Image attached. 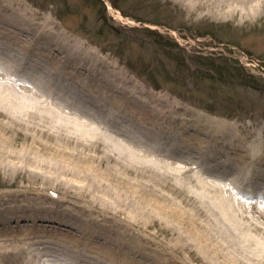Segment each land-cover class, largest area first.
I'll return each instance as SVG.
<instances>
[{
    "label": "rangeland",
    "instance_id": "374dc122",
    "mask_svg": "<svg viewBox=\"0 0 264 264\" xmlns=\"http://www.w3.org/2000/svg\"><path fill=\"white\" fill-rule=\"evenodd\" d=\"M70 1L72 2V0ZM73 1L76 2V12L67 11L64 13V18L56 17L54 14L55 5L49 4L46 0H0V6L4 8V5H6L5 7L10 8L17 15L28 17V20L31 19L35 27L42 31L47 32V29H49L57 34L59 27H63L71 43L85 50H96L100 53L110 71L118 74L121 72L120 74L125 75V79L129 80V83L144 84L153 89L152 92L159 91L170 100H176L175 102L193 120L198 119L203 122L218 124V126L228 124L238 137V142L245 144V146L251 144L250 142L264 144V91L245 90L239 86H225L223 91H218L221 92L220 94L211 91L208 79L193 78L191 76L193 75L191 73L193 66L186 58V54L192 53L227 54L244 65L248 71L264 77V0H252L244 4L238 1L229 2L224 0H125L122 1V7L129 13L128 16L122 14L120 8L112 7L106 1L105 15L109 17L107 22L118 31V34L112 30L101 32L98 37L93 36L96 40L80 34L79 30L76 29L82 26L90 33L97 30V27L94 28V26H97V21L101 19L100 17L96 19L97 8L89 0ZM62 10L64 11V9ZM135 15L143 19L161 21L162 24H154L149 21L141 22L139 19L137 20ZM155 16L157 17L155 18ZM164 20H167L168 24H163ZM171 24L179 26L176 28L170 27ZM210 24L217 25L218 31L214 30L216 36L206 34L193 37L189 33L194 32V30L187 28L203 30ZM142 25L152 27L165 34L168 41L177 42L180 47L184 48V51H181L177 47L179 48L178 53L182 56L177 54V59H172L162 53L159 48L151 44L152 42L145 35V32L134 30L141 28ZM47 33L50 34L51 32ZM18 35L19 38L17 39L20 45L18 44V47L13 51L16 54L20 52L22 45L27 44V40L31 41L26 35L23 36L20 33ZM0 40L1 92L4 94L16 93L20 96L33 98L27 100L32 105L34 113L24 116L23 120L28 126L33 123H41V128L45 132L39 135L46 142V148L43 150L47 152V155L42 153L35 156V151H31L35 156L34 159H36L34 165L10 164L12 162H8L7 157L0 156V203L9 202L13 198L26 200L16 205L20 206L23 211L33 208L36 215L47 213V200L62 203L61 206L65 205L78 209L81 206L80 204L93 198V202L98 206H108L110 202L105 196H101L100 192H94L93 184L92 187L90 186L92 181H103L104 177L102 175H96L95 179L92 178L93 180H78L72 174H63L58 171L57 164L61 162L59 160L67 157L68 152L67 149L61 153L52 150L50 147L47 148V145H50L56 139L67 142L71 147L77 144L76 146L79 149H81L80 140L82 139L90 150L97 148L103 154L105 160L101 165L103 173L113 164L108 155L122 153L119 143L125 149L145 152L143 160L146 161L140 167L141 176L147 179H156L159 182L164 181L166 188H162L163 191L168 195H173L177 202L180 201V196L174 191V186L180 187L184 191V195L196 196L199 201L202 199L199 194L200 183H224L226 179L234 183H240L242 170L231 159V163L227 166L215 167L217 169L212 170L204 168L216 166L214 165L216 159L210 156L208 158L201 154L202 152H211L215 156L219 153L225 155L218 146L212 147L210 145L209 138H204L206 141L204 147L202 144V147L193 146L191 149H188V142L190 141L187 142L185 137L180 136L179 139L174 140L172 137L163 139L164 136L158 135V142L165 144L168 148L163 146V148L154 147L147 144L133 132L128 131V129H135V125L132 127V123L122 122L123 117L118 116L116 123L111 122L100 114L101 108H94L93 106L84 108L76 104L65 103L62 99L60 100L56 93L35 87L33 79L30 77L33 76L30 70L27 74L12 70L14 62L12 58L8 61V54L2 52L1 48V45L7 46L4 42L6 38ZM94 41H101L102 45L108 46L112 51L100 50V44L96 46L93 44L96 43ZM32 58L33 61L29 59L30 64L28 66L32 65L33 68H36L35 64L37 62L34 61V56ZM128 61H131L132 65L139 70L142 69L145 63L155 64L160 70L158 74L151 77H154L152 79L159 84V87L155 89L145 75L138 76L128 68L125 64ZM37 66L40 68L35 71H39L41 68L44 69L43 65ZM43 69L40 73L45 76ZM169 76L174 77L173 82L168 81L167 77ZM70 84L74 85L72 82ZM28 103L25 104L28 105ZM95 104L100 105L99 102ZM207 104L214 108V113L203 108ZM0 105L2 107L0 109H3L6 105L5 99L0 98ZM223 113L231 115L225 116ZM0 118L7 122L5 117L0 116ZM52 121L63 122V127L60 129L53 128ZM11 123H14L15 128L9 129L10 132L6 133L9 140H11V143L8 144L9 149L11 152L18 154L26 152L28 144H30V136L26 134H32L33 128L31 126L27 127L20 120ZM79 123H91L97 127L96 132L89 136L92 141L86 142L87 134L85 135L84 132L77 129ZM169 141L171 143L167 145ZM213 149L217 151L212 152ZM82 150L88 151L86 147H83ZM254 150L260 158H264V148H254L250 150L251 153ZM235 153L230 151L227 152V155H230L228 157L232 159H235V156L244 155V151L239 154ZM155 158L160 163L165 164L167 162L176 167L155 165ZM120 159L123 162L132 161L130 156L126 154ZM19 160H17V163ZM95 162L97 161L95 160ZM256 162L255 165L263 163L260 159ZM72 164L76 166L84 165V163H78L77 161ZM12 165H15V167H12ZM32 166L37 170L39 169V171L33 172L30 170ZM132 168L136 167L132 166ZM179 169H185L184 173L179 175L175 173L174 175L173 171ZM247 169L253 170L251 166ZM249 184L251 186H248L247 190L237 188L235 198L237 202L234 204L245 208L247 206L248 215L264 221V194L260 197L257 194L260 192L259 186L254 187L252 183ZM259 185L264 184L260 183ZM237 187H239V184H237ZM243 193L251 194V197ZM27 196L28 198H26ZM10 203H12L10 206H3L5 210L14 207V203ZM59 203L54 204V207L59 209ZM110 221L112 223V220ZM16 223L14 224L17 225ZM105 225L108 227L107 224ZM10 226L14 225L11 224ZM110 228L111 231L112 227ZM134 229V231H131V237L135 242L130 243V245L138 248L139 252L131 250L122 255L110 253L107 248L113 247L111 243L95 241L93 238L84 237L83 239L76 231L71 232L69 227L62 226V228L55 227V230L58 233L59 231L69 230L70 239L75 242V245H72L77 246V249L74 248L75 250H73L70 247L64 248L63 246L47 248L49 245L47 242L35 243L34 239H24L19 242L20 245L15 241L16 245H5L6 248H3V245L0 246V264H93L90 263L91 257L95 258L100 264H218L215 255L208 254L207 249L195 245L196 243L190 242L181 251L171 253L165 247H162L167 241L169 242L172 235L170 234L171 222L164 217L155 216L142 231L137 230L136 227ZM48 231V233L43 232L46 234L44 235L45 239H47V235H54L51 230ZM161 241L164 242V245L161 244ZM85 245H89L93 249L90 250L89 247L86 250ZM144 248H146V251H143ZM121 251L119 252L121 253ZM83 257L86 258L84 259L85 262H82Z\"/></svg>",
    "mask_w": 264,
    "mask_h": 264
},
{
    "label": "bare ground",
    "instance_id": "6f19581e",
    "mask_svg": "<svg viewBox=\"0 0 264 264\" xmlns=\"http://www.w3.org/2000/svg\"><path fill=\"white\" fill-rule=\"evenodd\" d=\"M224 1H238L244 4L252 0ZM5 6V9L0 6V39L6 38L4 42L7 45L6 47L1 45L2 52L8 54V61L12 58L14 62L12 70L26 74L29 70L32 72L33 76L30 77L35 87L56 93L65 103L76 104L84 108L90 106L101 108L100 114L111 122L116 123L118 116L123 117L122 122L132 123L130 124L132 127L135 125V129H128L130 133L133 132L142 141L154 147L168 148L165 144L158 142V135L164 136L163 139L172 137L174 140L185 137V141H190L188 149L193 146L202 147V144L204 147L206 143L204 138H209L212 143L207 142L212 147L218 146L225 155L219 153L220 156L219 154L215 156L211 152H202L201 154L208 158L210 156L216 159L214 164L216 166L204 168L212 170L215 167L227 166L231 163V159L232 162L237 163L242 174H240V183H234L229 179L224 180V183H200L199 194L202 199L199 201L196 196L184 195L180 187L174 186V191L180 196V201L177 202L173 195H168L163 191L162 188H166L164 181L159 182L156 179L141 176L140 167L146 161L143 160L145 152L125 149L119 143L122 153L108 155L113 164L103 173L101 165L104 156L97 148L90 150L82 139L80 140L81 149L76 146L77 144L71 147L67 142L56 139L47 145V148L50 147L61 153L67 149L68 152V158L59 160L61 162L57 164L58 171L63 174H72L78 180H91L93 177L95 179L96 175H102L103 181H92L90 186L92 187L93 184L94 192H100V195L105 196L110 203L108 206H98L91 198L80 204V208L77 206L78 209H74L70 206H61L62 203L57 201L47 200V213L36 215L33 208L23 211L20 206L16 205L26 200L13 198L9 202L4 201L3 204L0 203V246L3 245L2 247L6 248L5 245H16L15 241L20 245L19 242L24 239H34L35 243L47 242L49 244L47 248L63 246L75 250L77 246L72 245L75 242L70 239L69 230L59 231V233L55 230V227L65 226L69 227L71 232L76 231L83 239L86 237L111 243L113 247L107 248L110 253L122 255L131 250L139 252L138 248L130 245L135 242L131 237V231L135 230L134 227L142 231L155 216H161L171 222L170 234L172 235L169 242L167 241L164 245L161 241L164 245L162 247L170 253L181 251L185 245L192 242L207 249L208 254L215 255L218 264H264V221L248 215L247 206L245 208L234 204L237 202L235 200L237 188L246 189L251 186L249 183H252L254 187L259 186L260 192L257 194L260 197L264 194V185H259L264 184V179H261L264 178V158H260L256 150L252 153L250 151L254 148H264L263 143L250 142L251 144L245 146L238 142V137L228 124L218 126V124L198 119L194 121L175 102L176 100H170L159 91L152 92L153 89L144 84L129 83L125 75L120 74L121 72L118 74L110 71L100 53L96 50H85L71 43L63 27H59L57 34L47 29V32H51L48 34L46 31L37 29L28 17L17 15ZM19 33L26 35L31 41L27 40V44L22 45L20 52L16 54L13 51L18 47ZM38 41L40 42L37 43ZM33 56L34 61L37 62L34 63L36 68L32 65L28 66L29 59L32 60ZM37 65H43L44 69L41 68V70L43 69L45 76L41 75V70L35 71L40 68ZM71 82L74 85L70 84ZM0 98L5 99L6 102L4 108L0 109V114H2L0 116L7 120L6 122L0 118V156L7 157L8 162H12L10 164L34 165L35 156L42 153L47 155L46 150H43L46 148V142L39 135L45 132L41 128V123L30 125L34 130L32 134H26L30 136V144H28V150L21 154L11 152L8 147L11 140L6 135L10 132L9 129L14 127V123L11 122L20 120L30 127L23 117L34 113L32 105L27 100L33 98L16 93L4 94L1 88ZM96 102L100 105H96ZM0 108H2L1 105ZM51 125L53 128L60 129L63 127V122L52 121ZM78 125L77 129L87 134L86 142L92 141L89 136L96 132L97 127L91 123H79ZM169 143L171 141L167 142V145H170ZM83 147H86L88 151L82 150ZM21 150L23 151V148ZM31 151H35V156ZM216 151V149L212 150V152ZM230 151L237 154L244 151V155L235 156V159H232L228 157L230 155H227ZM125 154L130 156L132 161H121L120 158ZM15 158L20 159L18 163L17 160H13ZM259 159L263 163L255 165ZM76 161L84 165L72 164ZM154 164L176 167L167 162L160 163L157 158ZM249 166L253 170H248ZM32 168L30 170L33 172L39 171L34 166ZM184 171L185 169H179L173 171V174H183ZM243 194L251 197V194ZM10 202L14 203V207L5 210L3 206H10L12 204ZM56 202L59 203V209L54 207ZM11 224L14 226H10ZM110 227H112L111 231ZM48 230H51L54 235H47L45 239L46 234L43 232L48 233ZM89 247V245L84 246L86 250ZM143 251H146V248ZM84 259L86 258L83 257L82 262H85ZM91 262L100 264L92 257Z\"/></svg>",
    "mask_w": 264,
    "mask_h": 264
},
{
    "label": "trees",
    "instance_id": "16d2710c",
    "mask_svg": "<svg viewBox=\"0 0 264 264\" xmlns=\"http://www.w3.org/2000/svg\"><path fill=\"white\" fill-rule=\"evenodd\" d=\"M49 4L55 5L54 14L56 17L64 18V13L67 11L76 12L75 4L72 0H46ZM91 1L92 5L97 8L96 12V19L99 17L100 20L97 21L98 25L94 26L97 27L93 33H90L89 31H86L82 28V26L77 27L76 30H79L80 34H83L87 36L88 38L92 40H96L93 38V36L98 37L101 32H106L112 30L114 33L116 32L118 34V31L110 26L108 24L109 17L105 15L106 11V1L115 8H120L122 11V14L129 15L127 11L122 7V1L125 0H89ZM100 3V4H98ZM98 4V5H97ZM64 9V11L62 10ZM137 20L139 19L141 22L149 21L154 24H162L161 21L157 20H151V19H143L139 18L135 15ZM157 16H155L156 18ZM62 20V19H61ZM165 22V23H164ZM163 24H168L167 20H164ZM170 24V23H169ZM182 25H184L182 23ZM179 26V25H178ZM176 24H171L170 27H178ZM187 27V26H186ZM189 29L194 30V32H190V36H204L206 34H211L212 36H216V31H218L217 25L210 24V26H206L203 30H197L193 29L191 27H187ZM213 28V29H212ZM216 28V29H215ZM136 31H142L145 32V35L149 38L151 44L155 45L157 48H159L162 53L167 55L168 57L172 59H177V50L184 51V48L180 47V45L177 42H174L172 40L168 41V38L165 34L159 32L158 30L154 28H150L149 26L142 25L139 29H134ZM96 42V41H94ZM118 43V42H117ZM95 44L99 45V47L102 50H109L112 51L108 46L102 45L101 41H97ZM120 44V43H118ZM121 45V44H120ZM125 47V46H123ZM179 47V48H177ZM179 51V52H181ZM182 58V57H180ZM187 61L193 66V69L191 75L193 78L198 77L201 79H208L210 81V89L211 91H216L217 93H221L218 91H223L224 87H234L239 86L242 89L245 90H259L264 91V77L261 75H256L250 71L247 70V68L239 63L235 58L227 55V54H213V53H192V54H186ZM184 61V60H181ZM128 68H130L133 72H135L138 76L145 75L146 79L149 80L151 85L153 87L158 88L159 84L156 83V81L151 77L153 75H156L159 73V68L156 67L155 64L152 63H145L141 70L136 68L132 65L131 61H128L125 63ZM179 66V63L177 64ZM177 66V67H178ZM186 76V75H185ZM168 81L173 82L174 77H167ZM221 88V89H220ZM232 89V88H231ZM233 90V89H232ZM203 108L209 110L210 112L214 113V108L210 107V104H207L206 106H203ZM225 116H230L231 114L223 113Z\"/></svg>",
    "mask_w": 264,
    "mask_h": 264
}]
</instances>
